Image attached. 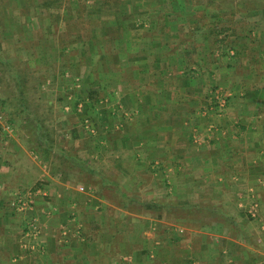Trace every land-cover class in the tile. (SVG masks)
I'll use <instances>...</instances> for the list:
<instances>
[{
  "label": "crops",
  "instance_id": "0c3cea01",
  "mask_svg": "<svg viewBox=\"0 0 264 264\" xmlns=\"http://www.w3.org/2000/svg\"><path fill=\"white\" fill-rule=\"evenodd\" d=\"M1 1L7 40L19 45L21 34L30 41L38 32L37 54L76 53L53 72L61 114L47 107L40 117L27 100L16 125L0 106V264H264V68L211 63V20L155 18L138 32L108 8L107 34L73 33L68 45L63 2ZM236 13L219 20V42L263 55L264 7L241 3ZM114 26L123 31L110 39ZM213 82L226 94L223 107ZM31 222L38 234L29 244Z\"/></svg>",
  "mask_w": 264,
  "mask_h": 264
},
{
  "label": "rangeland",
  "instance_id": "374dc122",
  "mask_svg": "<svg viewBox=\"0 0 264 264\" xmlns=\"http://www.w3.org/2000/svg\"><path fill=\"white\" fill-rule=\"evenodd\" d=\"M2 1L4 2V5L11 2V0ZM26 1L40 2V0ZM56 1L63 2L62 5L68 7V35L67 37H64L63 34L61 35L62 43L65 42L68 45L72 44L71 40L73 33L78 34V36H81L83 38H87L93 33L107 34V29H105L103 25L104 16L102 15V12L110 8L109 12L113 9H117L121 15V18H123L124 20H128L129 22L136 23L138 25V32L140 30H144L143 27H145V24L143 23L139 25L141 22L148 23L146 26L149 27L146 28L149 31L153 29L154 26L150 25V23L153 22V19L155 18H159L162 21H165L166 19L169 20L174 17L176 19V17H178L184 20L185 23L189 22V19L193 18L201 21L211 20L213 24H216V28L213 27L212 31L214 33L216 32L215 34L218 35H216V37L218 38L215 39L213 44H219L211 46L210 54L208 56L211 63L215 64L216 62L217 66L224 67L223 69L227 68L230 70V72H235L236 70L238 72H241L244 68H246V70L247 68L251 70L254 65L257 69H261L262 67L264 68V54L258 57L255 56L254 58L242 56L241 48L237 46V44L239 43L237 40H229L225 37L224 42L223 40L219 42V35L221 33H225V31L221 33L217 32V30H219L221 27V25H217L220 23L219 20L221 18L227 19V21L234 20L236 18L235 15H237V5L242 3L244 7H248L249 9L256 5L263 8L264 0H55V2ZM100 4L101 6H98ZM108 16L112 15L108 14ZM245 16L251 15L245 14L244 17ZM183 25L184 24L182 23V26L180 28L182 32L186 34L188 33L187 30L189 28V25ZM147 29L146 31H148ZM109 31L111 37L110 39H114L115 37H118L119 34H121L123 28L120 29L117 26H114L112 28H109ZM226 31L230 33L231 30L227 29ZM152 32L154 31L152 30ZM21 36L23 40H21L20 44L17 45V43L14 44L13 41L7 40V35L5 36V34L0 31V41H2L3 43L2 45L0 44V106H2V109L6 113V116L11 117V119L12 117L14 119L13 114H18V111L22 112L23 109L21 108L25 105L28 106V103H30V108L34 109L40 117H42L40 113L42 114V111L47 109V107H49L50 109L56 108V112L58 114H61L63 112L61 106L64 104V92L58 89L59 82L57 81L59 80L56 78L57 81H54L55 79L53 78V72L54 70L58 69L59 62L64 63L65 61V66L68 64L71 65L70 63H73L72 57L75 55L76 51L73 48H69L68 52L64 56H62V58L57 57L60 59L53 60V58H55L54 56H42L34 51L35 45H38V43H41L43 41L42 39L44 35L42 33L36 32L35 39L30 41L27 40L28 38L26 39L24 37V34H21ZM111 46V42H108L105 45V49ZM117 48L118 52L120 49H125L124 43L121 46H117ZM250 53L251 51H249V55ZM87 59L90 61V57H79L78 61L81 60L85 63ZM114 59L118 61L116 57H114ZM250 59H253V61H251L248 65L243 64L245 60ZM112 62L113 61H111L110 63ZM261 73L263 72H260V74ZM260 74L258 73L256 76H259ZM81 79L82 78L80 77V80ZM256 80H258V78H256ZM54 82L55 84L51 85L49 90H45V87H42V84H44L45 86V84H53ZM88 82L89 80L86 77V79L82 81L83 86L86 85V87L89 88L88 86L91 84ZM38 84H41V86ZM217 88H220L222 90V87L219 84L213 82L211 93H213ZM84 92H86L87 94V92L90 91L88 89H85ZM93 92L95 94L97 92L96 89ZM46 96L48 98H53V100H51L53 105L50 104L49 106L48 101L43 103V98H47ZM93 96L96 97L98 96V94H95ZM27 100L28 103H26ZM11 119L8 120L10 121ZM15 119L14 123L16 125H19L18 120ZM39 122L43 123L42 129L44 130L45 123L43 121ZM57 138L58 137L55 136V143L58 144L60 138ZM19 225V229L22 230V237L24 236L28 228H23L20 221L18 222L17 226ZM29 230H31V228H29ZM30 238L28 237L27 241ZM27 241H25L24 239L22 243Z\"/></svg>",
  "mask_w": 264,
  "mask_h": 264
},
{
  "label": "built area",
  "instance_id": "2783aa9c",
  "mask_svg": "<svg viewBox=\"0 0 264 264\" xmlns=\"http://www.w3.org/2000/svg\"><path fill=\"white\" fill-rule=\"evenodd\" d=\"M213 97L216 99L217 106L223 107L226 104V101H227L226 94L220 88H217L213 92ZM83 126L86 127L88 130H90L91 132H94L96 130L95 124L93 123L92 119L89 116H86L83 119ZM41 190H42L41 187H36L35 189L31 190V193L34 194V193H37V192H41ZM20 202H21L22 208H24L27 205L26 203H24L21 200H20ZM30 226H31V230L28 232V237L29 238L30 237L31 238H36V236L38 234L37 225H36L35 222H31Z\"/></svg>",
  "mask_w": 264,
  "mask_h": 264
},
{
  "label": "trees",
  "instance_id": "16d2710c",
  "mask_svg": "<svg viewBox=\"0 0 264 264\" xmlns=\"http://www.w3.org/2000/svg\"><path fill=\"white\" fill-rule=\"evenodd\" d=\"M42 126H43V123L39 122V121L34 124V129L36 131H39V135H36V139H38V141L39 140L40 141H44V137H43V134H42V131H44V130L42 129Z\"/></svg>",
  "mask_w": 264,
  "mask_h": 264
}]
</instances>
